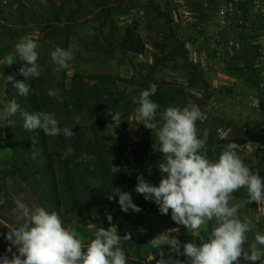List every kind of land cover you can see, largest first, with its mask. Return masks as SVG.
Instances as JSON below:
<instances>
[{
	"label": "rangeland",
	"instance_id": "1",
	"mask_svg": "<svg viewBox=\"0 0 264 264\" xmlns=\"http://www.w3.org/2000/svg\"><path fill=\"white\" fill-rule=\"evenodd\" d=\"M23 36L37 42L41 67L40 76L27 81L26 96L17 95L6 81L8 75L26 79L18 72L24 62L17 58L5 65V58ZM130 36L140 38V54L126 50L124 41ZM57 46L71 48L73 53L69 68L59 72L50 60ZM82 88L84 95L79 91ZM48 89L57 90L58 95L48 96ZM143 89L153 92L150 99L155 102L163 98L171 106L199 108L202 118L196 121L197 136L207 134L202 155L215 161L235 142L239 157L264 177V0H0V102L15 99L29 113L53 112L60 127L72 128L78 116L72 140L78 132L85 139L84 167L88 172L95 170L91 144L96 136L108 150V165L116 173L113 178H121L118 189L129 192L141 209L122 211L118 197L109 200L112 191L88 175L86 181L96 197L89 191L85 196L95 213L82 211L77 218L72 211L63 226L85 243L99 227H115L118 235L127 234L129 240L123 247L128 264H156L169 256L184 261L186 257H176L168 245L159 250L156 240L167 232L182 244L200 243L212 222L198 234L188 232L171 220L170 212L161 214L155 202L135 191L138 175L158 185V166L163 162L153 130L138 121V105L132 103V97ZM157 104L153 120L159 126V114L167 106ZM115 113L120 119L112 121ZM8 119L14 123L9 125ZM22 125L19 114L0 120V255L9 258L10 242L4 234L19 224L13 211L15 200L22 197L29 206L44 207L33 181H41L40 175L31 183L30 176L15 164V151L40 134L39 129L27 131ZM69 139L46 135L51 150H68ZM229 203L240 205L241 219L248 217L256 230H264V202L247 203L246 190L241 188ZM146 230L153 239L142 241ZM247 237L249 244L254 242L253 231Z\"/></svg>",
	"mask_w": 264,
	"mask_h": 264
},
{
	"label": "clouds",
	"instance_id": "2",
	"mask_svg": "<svg viewBox=\"0 0 264 264\" xmlns=\"http://www.w3.org/2000/svg\"><path fill=\"white\" fill-rule=\"evenodd\" d=\"M37 42L29 36H23L14 44V52L5 58V65H11L18 58L24 62L18 69L24 81L16 80L13 75L6 76L7 83L17 90V95H28L30 79L38 78L41 67L37 63ZM73 58L71 48L55 47L50 53L54 71L69 68ZM47 95L55 97L57 90L48 89ZM153 92L143 89L138 96L132 97L137 104L138 121L152 129L163 162L159 163L161 178L154 186L137 176L135 191L143 194L145 200L158 205L161 214H169L171 220L182 225L188 232L198 234L202 226L212 222L207 238L200 243L181 241L170 233L161 235L155 242L168 245L169 252L176 257L183 255L184 261L169 256L161 258L156 264H264V230H256L252 220L238 216L239 204H230L232 194L238 189H245L247 203L264 202V177L252 171L239 157L235 142L229 143L213 161L200 153L207 140L197 136L196 121L202 118L196 106H168L160 113V123L154 122L158 104L150 99ZM0 120L19 117L27 131L42 130L47 136H73L72 127H60L55 113L25 111L15 99L0 102ZM112 121L120 119L119 113L111 115ZM13 120L8 119L12 125ZM69 147L62 156L71 154ZM79 162V161H77ZM118 197L117 203L124 212H139V206L133 203L129 192H121L113 187L109 200ZM16 227H8L4 239L10 242L6 249L11 253L0 255V264H128V256L123 242L129 240L125 234L120 236L116 228L99 227L87 243L72 229L63 226L60 216L55 211L49 212L39 205L29 206L23 198L15 200ZM111 221V215L107 216ZM206 230V228H205ZM254 232V242L248 243L247 233ZM247 247L245 248V244ZM15 247L16 251H13Z\"/></svg>",
	"mask_w": 264,
	"mask_h": 264
},
{
	"label": "trees",
	"instance_id": "3",
	"mask_svg": "<svg viewBox=\"0 0 264 264\" xmlns=\"http://www.w3.org/2000/svg\"><path fill=\"white\" fill-rule=\"evenodd\" d=\"M124 46L126 50L139 54L143 51V44L137 36L126 37ZM79 91L84 95L85 90L83 88ZM156 103L167 107L172 105L163 98H157ZM34 104L38 109L40 108L36 102ZM39 133V136H31L21 150L15 151L18 159V163L15 164H19L21 167L20 172L30 176L31 181L29 180V182L31 183L35 175H40L41 181L35 179L33 181L43 200V206L49 212H57L62 223L72 211L76 213L77 218L81 217L82 211L91 214L95 213L89 198L85 196V192L89 191L93 198L96 197L95 191L88 186L87 176L93 175L99 178L101 187L111 191L113 187L118 188L121 181V178H113L116 173L112 172L108 165L110 159L106 147L95 136V142L91 144L95 170L88 172L89 168L86 169L84 167L88 152L83 146L85 139L82 133L78 132L79 134H76L73 140L70 137L69 141L72 140L70 146L72 152L66 156H62V153L67 152V150L64 152L51 150L46 142V135L42 130ZM128 146L132 149L135 147L134 144H128ZM80 199H84V202L79 203ZM147 238L153 239L148 230L145 231L144 236L140 237V239L143 241ZM141 251L140 249L137 251L138 257L141 255Z\"/></svg>",
	"mask_w": 264,
	"mask_h": 264
}]
</instances>
